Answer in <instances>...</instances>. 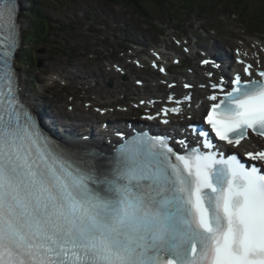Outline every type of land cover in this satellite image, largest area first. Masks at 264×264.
Wrapping results in <instances>:
<instances>
[{"label":"snow or ice","instance_id":"6c2138e0","mask_svg":"<svg viewBox=\"0 0 264 264\" xmlns=\"http://www.w3.org/2000/svg\"><path fill=\"white\" fill-rule=\"evenodd\" d=\"M16 10L0 0V264H264V146L244 153L259 162L247 166L204 131L183 153L142 134L107 170L58 150L20 98ZM210 88L203 119L220 141L264 137V70L247 64Z\"/></svg>","mask_w":264,"mask_h":264},{"label":"rangeland","instance_id":"374dc122","mask_svg":"<svg viewBox=\"0 0 264 264\" xmlns=\"http://www.w3.org/2000/svg\"><path fill=\"white\" fill-rule=\"evenodd\" d=\"M24 6H28L26 2L28 0H20ZM67 1L70 0H60V2L64 5H61L60 3L57 6H54L50 9V15L53 19H51V22L54 26H58L59 23H57L58 20L64 21L69 20L68 19V7L65 4ZM75 3L84 2L85 5L80 7V10L84 11L85 9L88 11L90 10L93 12V15H99L96 16L97 23H108L107 18H104V14L106 13V10L103 8L102 4L100 2H96L95 0H73ZM263 4V0H256L253 3V6L249 8V10H244V13H242V10H239L234 7L229 8H218L217 10H212L211 12L202 13L198 16H192V18L188 17L187 21L182 23H176L175 21H172L169 17L165 18H159L160 21L163 24L161 25L162 29L157 28L151 21H148L147 19H143L141 17H138L136 14L132 12V10L128 9L125 5H116L114 8L106 5V8L108 11L117 10V16L121 20L124 21L125 25L120 26H114V30L107 31L111 35H115L116 41L115 43H112V39L108 38L106 43L95 41V38H100L103 34L106 33L102 32L101 35L95 34L93 30V26H90L89 23H86L85 25L76 26L73 29H67L65 31L57 30L58 28L53 27L52 34L44 41L37 43L35 42L36 39H41V31H36L38 24L40 25L39 21L34 19V23H31V27L28 28L27 32V39L30 42H35L32 44L34 49L37 51V56L40 61V67L37 69L36 66L32 68H28L26 65L22 66L23 70L26 72V76L28 82L26 83V95L29 98H42L45 97L46 101L41 105V108H47L49 118L53 119L56 123L60 122L61 117L58 111H65L64 107H60V103H74V101H71V96L75 94L74 87H71V90L68 93L64 92V88L61 87V85L56 84V86H53L54 83L47 84L46 80L50 82L51 76L50 73L55 74L53 71L54 66H58L61 68H69L70 66L67 65L73 64V63H80L84 64L86 66L87 63L91 66H98L95 63H98L101 70L105 69L104 65V59L105 58H99L98 60L93 59L89 56V53H93L95 51L107 53L105 57L110 59L111 61H118L120 60L121 55L123 54V51L125 52L127 48L125 47L126 44H128L130 41H140V43H148V45H152L153 43H159L161 46H165L166 44H172V41L167 37L166 32L164 33L165 27H173L177 26L178 24L184 25L187 23L189 25V33H187L189 36H193L194 40L198 39V36L195 31H200L203 29L206 34L211 35L215 38V41H221L223 39L228 40V44H230V40L232 39L233 42L238 43V39L242 40H251L254 37H260L264 40L263 34H258V32L255 29H249L248 20L250 17L259 15L260 12H257L255 9L260 8ZM117 9V10H116ZM220 10V11H219ZM236 11V12H233ZM222 14V15H220ZM67 15V17H66ZM71 15L77 17L79 14L76 12L71 11ZM153 17H162L163 15L159 14H152ZM213 15V16H212ZM216 15V16H214ZM106 19V21H105ZM57 20V21H56ZM189 20V21H188ZM195 20H198L196 23ZM158 22V19H156ZM248 30L244 29V27ZM142 22H148L151 26H143ZM191 22V23H190ZM196 23L195 26L192 25V23ZM26 26L29 25V20L27 19V24H24ZM25 26V27H26ZM172 29V28H171ZM167 30L168 34L174 33L173 30ZM255 30V31H252ZM163 34V37H160L161 33ZM254 33V34H250ZM264 32V31H260ZM186 35V34H185ZM205 36V34H204ZM118 37V38H117ZM120 39V40H117ZM212 42V41H211ZM204 43V42H202ZM76 45V48L74 50H71L69 47L70 45ZM113 44L112 48L108 50L107 48H104V45ZM99 46V48H94L95 46ZM129 45V44H128ZM147 44H143L141 46V49H145L148 47ZM25 44H23L22 48L19 50L21 52L23 48H25ZM148 49V48H147ZM30 47V51H31ZM144 51H146L144 53ZM82 52H85L82 53ZM261 52V51H260ZM139 53H143L142 55L150 56L148 50H141ZM145 56V57H146ZM18 62V60H17ZM186 64L183 65L184 69L186 67H189L190 65L193 66L196 64L197 60L194 61L192 58H186L185 60ZM20 66V64H18ZM33 66V65H32ZM103 66V68H101ZM96 68V67H95ZM117 76H119L117 73H115ZM36 81H38L39 85H36ZM119 83H125L128 84V91L132 92V86H135L134 80L132 79H124L122 77H119L118 79ZM105 85L102 83L100 86H98L97 89L100 87H104ZM118 87V85L113 86L115 89ZM111 88V87H110ZM110 88L105 87V90H110ZM97 89L94 91L97 93ZM120 89V88H119ZM139 89V88H137ZM157 89V88H156ZM112 90V89H111ZM57 94V97L59 101L55 102V96H52V93ZM136 93V90L134 91ZM94 95H89L88 98L93 99ZM119 95L117 96V98ZM118 102H122L121 100H117ZM121 116H134V113L131 112H118Z\"/></svg>","mask_w":264,"mask_h":264},{"label":"trees","instance_id":"16d2710c","mask_svg":"<svg viewBox=\"0 0 264 264\" xmlns=\"http://www.w3.org/2000/svg\"><path fill=\"white\" fill-rule=\"evenodd\" d=\"M113 2L119 3L123 2L125 4H130V6L135 11H140L145 15H150L152 11H161L168 10V13L171 15L172 12L174 15L188 16L191 13H196L199 10L208 11L212 10L216 5L226 4L227 7H234L239 10H249L253 3L256 0H111ZM34 3H37V8L35 11L41 13V7L38 4L40 0H33ZM257 12H260L259 15L252 16L254 20V27L260 28L264 26V0L260 8L255 9ZM148 18V17H147ZM42 31V39H45L52 31L51 25L49 23H43V26H40ZM44 41V40H43Z\"/></svg>","mask_w":264,"mask_h":264},{"label":"bare ground","instance_id":"6f19581e","mask_svg":"<svg viewBox=\"0 0 264 264\" xmlns=\"http://www.w3.org/2000/svg\"><path fill=\"white\" fill-rule=\"evenodd\" d=\"M23 22V26H24V24H26V20H23L22 21ZM245 46V45H244ZM246 47V50H247V52L252 56V57H256V59H264V57L261 55V54H259L255 49H251L250 47H247V46H245ZM23 80H24V83H25V81H26V73H23ZM115 94H117V93H115ZM113 97H115L114 95H113ZM199 97H201V95L199 96ZM101 99H104V100H108V101H110L112 98L111 97H106V96H102L101 97ZM122 118H124V117H122ZM109 119H111V121H112V118L109 116ZM72 139H74V140H76V138H72Z\"/></svg>","mask_w":264,"mask_h":264}]
</instances>
